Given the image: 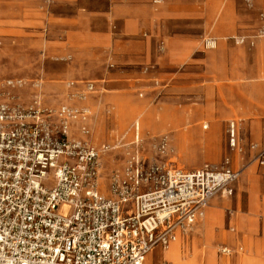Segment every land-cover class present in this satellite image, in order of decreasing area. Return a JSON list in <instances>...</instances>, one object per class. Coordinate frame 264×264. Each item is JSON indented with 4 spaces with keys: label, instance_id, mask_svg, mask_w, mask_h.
Returning <instances> with one entry per match:
<instances>
[{
    "label": "rangeland",
    "instance_id": "1",
    "mask_svg": "<svg viewBox=\"0 0 264 264\" xmlns=\"http://www.w3.org/2000/svg\"><path fill=\"white\" fill-rule=\"evenodd\" d=\"M86 4L91 8L104 7L106 0H86ZM247 4V0H177L176 14L155 13L153 28L137 31L133 55L140 57L142 62L126 64L110 60L102 75L96 70L94 72L98 73L91 77L53 76L51 70H60L58 65L35 60L33 56L31 62L21 66L0 51V84L20 82L19 86L4 89L14 103L27 106L38 97L45 107L66 104L90 110L91 142L97 147L110 145L115 149L104 159V185L111 171L122 165L123 152L135 140V124L139 127L137 146L150 160H165L185 173L205 167L220 169L228 160L230 166L240 172L231 197L217 194L209 201L210 206L214 202L219 209L216 218L210 219L206 209L195 226L177 243L164 252L155 250L145 264H242L244 258L252 264L246 246L242 245L243 250L237 254L231 248L236 245L230 246L224 238L225 231L231 228L235 229L234 234L238 233L230 217L236 209V199L239 200L238 213L241 212L242 197L236 193L242 173L253 166L259 175V170L264 168L259 166L257 154L250 148L255 142L249 137V119L240 117L237 112V87L243 81L232 75L245 48L240 42L242 37L238 28L256 18ZM171 5H175L173 0ZM222 22L229 23L230 29L202 28L206 23ZM112 32L119 36L115 28ZM180 36L193 39L186 41L185 46L196 47L187 51L182 62L178 50L181 44L177 41ZM127 47L126 43L116 47L118 57L125 58L130 54ZM251 50L254 46L249 45ZM209 54L214 58V66L222 56L230 59L228 77H221L216 68L207 75L204 70L185 71L186 66ZM263 54L264 49H260L255 56L254 63L259 67L264 65ZM71 83L74 86H70ZM87 84H91L94 91L88 93L85 100H80L75 94L84 91ZM232 123L237 141L234 149L230 148L228 133ZM73 131L77 134V125ZM161 140L166 143L162 154L158 153ZM206 147L210 149L208 154ZM101 191L105 193L106 189ZM223 247L230 248L232 253L221 255L219 250Z\"/></svg>",
    "mask_w": 264,
    "mask_h": 264
},
{
    "label": "built area",
    "instance_id": "2",
    "mask_svg": "<svg viewBox=\"0 0 264 264\" xmlns=\"http://www.w3.org/2000/svg\"><path fill=\"white\" fill-rule=\"evenodd\" d=\"M19 84H0V264H144L189 231L215 195L233 194L240 172L228 160L193 173L150 160L137 146V124L104 185V159L115 149L91 142L90 110L45 107L38 97L14 103L4 89ZM85 88L75 94L80 100L94 91ZM228 133L234 149L233 124ZM165 146L161 140L158 153ZM257 160L264 166V148Z\"/></svg>",
    "mask_w": 264,
    "mask_h": 264
},
{
    "label": "crops",
    "instance_id": "3",
    "mask_svg": "<svg viewBox=\"0 0 264 264\" xmlns=\"http://www.w3.org/2000/svg\"><path fill=\"white\" fill-rule=\"evenodd\" d=\"M171 1L106 0L104 7L97 5L91 8L87 6L86 0H0V51L21 66L31 62L33 56L35 60L58 65L60 70H51L53 76L91 77L98 73L94 72L96 70H100L102 75L103 71H107L105 66L110 60L126 64L142 62L140 57L133 55V39L138 35L137 31L153 28L156 24L153 18L155 13L176 14L177 0H173L175 5H171ZM247 1L256 18L238 28L245 48L244 54L238 57L237 68L232 69V75L243 81L237 87V112L240 117L249 119V137L255 142L250 146H257V149L251 150L258 155L264 148V65L259 67L254 62L257 51L264 49V0ZM114 28L119 36L113 35ZM202 28L229 30L230 24L206 23ZM177 41L181 44L178 50L182 62L187 51L196 47L191 44L185 46L186 41H193L188 36H180ZM124 43L128 45L127 53L130 48V54L121 58L116 54V47ZM249 45L254 46L251 52ZM213 60L212 54L206 55L186 66L185 71L204 70L207 75L216 68L221 77H228L231 71L230 59L222 56L216 66ZM192 147L198 148L197 145ZM205 152L210 153L209 147H206ZM255 171L250 166L241 175L236 193L242 197L241 205L239 203L241 212L238 213L239 200L236 199V209L230 217L238 233L234 234L235 229L231 228L232 233L226 230L224 238L230 246L236 245L231 248L237 254L243 250L242 245L246 246L252 264H259L264 262V168L259 170V175ZM206 209L210 219L216 218L219 209L214 202L211 206L209 203ZM183 236L179 234L171 245ZM157 249L163 252L168 250L156 248L150 254ZM248 262L242 259V264Z\"/></svg>",
    "mask_w": 264,
    "mask_h": 264
}]
</instances>
